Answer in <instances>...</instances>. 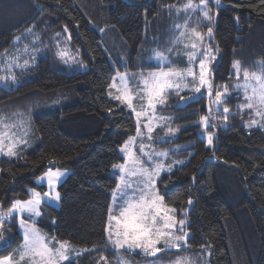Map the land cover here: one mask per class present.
I'll use <instances>...</instances> for the list:
<instances>
[{"label": "trees", "instance_id": "trees-1", "mask_svg": "<svg viewBox=\"0 0 264 264\" xmlns=\"http://www.w3.org/2000/svg\"><path fill=\"white\" fill-rule=\"evenodd\" d=\"M220 1L206 45L217 52L213 82L228 86L236 80L234 62L249 71H260L264 63V0ZM177 2L182 0H0V70L6 71V61L23 53L25 45L35 57L22 54L19 62L29 60L28 67L13 69L16 83L0 85V115L23 113L35 132L31 147L13 157L0 156V205L8 207L25 198L34 177L48 167L68 169L58 186L59 206L43 205L36 222L49 236L92 250L65 264H99L101 256L107 264H119L116 251L105 242L104 227L117 184L111 167L122 161L118 147L135 132V122L125 106L107 96L115 68L101 42L108 50L111 35L119 33L124 45L120 38L111 43L120 55L114 57L120 70H128L121 64L129 51L135 56L129 64L131 73L158 68L147 59L153 48L164 52L171 48V54L185 50L182 44L172 45L179 35L175 26L185 19L163 17ZM203 26L208 25L202 22ZM64 44L73 57L79 52L85 70L66 62L67 55L65 59L58 55L66 52L61 49ZM174 93L169 104L158 107L163 113L170 110L176 122L207 114L204 95L178 106L173 104L179 99ZM237 100L244 99L236 94L223 100L231 114L225 126H217L213 147L199 135L200 125L182 128L171 142L188 143L186 161L157 180L164 202L184 210L190 236L183 250L208 249L209 264H264V135L259 128L245 130L243 122L252 114L239 110ZM66 121L84 123L86 128L69 132L63 128ZM214 122L218 124L219 117ZM229 189L240 194L238 203L228 205L224 196L235 197ZM242 217L248 218L249 227L241 226ZM2 233L7 244L0 245V255H6L22 242L15 218L5 223Z\"/></svg>", "mask_w": 264, "mask_h": 264}, {"label": "snow or ice", "instance_id": "snow-or-ice-1", "mask_svg": "<svg viewBox=\"0 0 264 264\" xmlns=\"http://www.w3.org/2000/svg\"><path fill=\"white\" fill-rule=\"evenodd\" d=\"M216 2L219 3V0ZM183 10L185 12L200 10L203 19L209 23L212 21V16L207 9V0H200L199 5L188 0V3L183 6ZM175 29L179 31V35L172 41V45L175 48L182 44L187 50V68L171 67L172 61L169 57L164 52L157 51L150 59L158 62V70L141 72L138 74V79L135 75L129 76L127 73L118 72L117 76L113 78V83L109 86L110 89H115L119 93L113 99L126 105L136 116V135L129 137L120 148L124 163L114 165L121 175L116 190L113 192L114 202L109 207L104 227L105 242L110 244L114 251L140 249L145 254L155 256L162 251L183 250L186 247L190 234L183 232L185 221H177L176 210L165 204L164 197L159 194L156 188V180L160 177L161 171L165 170L164 164L157 161L167 157L168 151L155 152L150 144L141 143L137 146L136 141L144 138L151 141L155 129L165 126L169 118L158 116L156 109L158 105L166 106L167 98L172 92H175L181 104L186 106L187 103L197 99V94L202 96L204 90L207 91L209 114L200 116L198 122V125L203 126L205 130L212 126V105H215L216 110L220 111L223 100L230 95L227 86H224L223 91H215V99H212L214 86L211 82L210 63L215 57L212 55V49L203 44L204 34L195 28L189 30L187 22L184 25H176ZM28 32L31 34V29ZM212 34L213 30L209 27L207 37L210 38ZM19 39L17 37V41ZM171 52L172 49H168L169 55ZM22 54H28L33 60L35 58L28 46L25 45L23 53L18 52L16 56L6 61L4 70L11 75L0 77V82L16 83L13 69H26L30 63L29 60H24L23 63L19 62ZM4 55L7 56V53ZM58 55L65 59L67 54L61 52ZM166 65L167 68H165ZM259 67V72H250L244 69L242 72L244 82L238 83L235 87L238 91L242 90L246 101L245 104L239 106L240 109L253 111L256 116L264 120V63H261ZM233 69L239 80L241 77L239 61L233 63ZM117 80L120 82L119 86L116 83ZM130 80L136 81L135 87L130 85ZM184 90L191 91L193 95L187 98L181 96L180 93ZM109 94L111 95V92ZM134 101L139 103V111ZM229 112L228 108H223L225 120H227ZM258 123L259 121L252 120L248 126L251 127ZM176 131L169 127L166 135H174ZM28 133L29 129L23 119L7 124L5 118L0 117V154L16 156L17 149L26 144ZM163 139L161 138V140ZM206 139L207 145L211 147L214 142L213 133L208 132ZM137 147L139 155H137ZM167 171H171L170 165L167 167ZM63 175V172L52 171L50 168L41 177V181H46L48 191L41 194V192L32 189L28 200H15L7 212H0V232L4 230L5 223H11L10 218L19 216V228L23 233V244L15 253L0 257V264H65L66 261H69L68 253L74 250L69 241H55V238H47L36 228L35 223L28 224L25 220V216L31 220L39 217L42 203L60 199V194L55 191V188ZM176 231L183 234L176 235ZM3 244H7V241L0 236V245ZM158 245L163 247H158ZM89 251L92 250H81V252ZM99 264H107V258L101 256ZM174 264H191V262L188 257L177 255Z\"/></svg>", "mask_w": 264, "mask_h": 264}, {"label": "rangeland", "instance_id": "rangeland-1", "mask_svg": "<svg viewBox=\"0 0 264 264\" xmlns=\"http://www.w3.org/2000/svg\"><path fill=\"white\" fill-rule=\"evenodd\" d=\"M186 3H188V0H182V2H177V3H175L172 6L169 5L168 6L169 8L167 9V11H165V13L163 15L164 20L169 18V14L171 16L174 15V19H176L177 15H179V16L181 15V17L183 19H185V21H182L181 24L179 23L178 25H184L185 22H187L189 30L192 29V28H195L197 31H199L202 34H204L205 39L203 40V44L205 46H207L206 45V38H208L207 37V31H208L209 27L212 28V24L216 20L217 8L221 5V1L219 0V3H217L216 0H207V9L209 11V14L212 16L211 23H209L207 20L203 19L202 12L200 10H196V11L189 10V11L185 12L183 10V6ZM192 3L199 5L200 0H192ZM210 4L216 5L217 7L212 8ZM178 9H179V11H178ZM197 19L200 20L201 26L199 25V22H197ZM202 22H203V25L207 24L208 26H205V27L203 26L202 27ZM104 31H105V29L104 30L103 29L100 30V32H104ZM111 32H112V30H111ZM114 34L111 35L112 39L108 40V42H109L108 43V45H109L108 50L106 49V45L103 42H101V46L103 47L104 52H105L109 62L115 68V74H114L113 78L116 77L117 73L119 72V73H127V74H129V76L135 75L136 78L138 79L139 78L138 73L137 74L131 73V72H133V70L131 68L129 69V67H130L129 64L131 63V58L132 57L135 58V56H131L130 51H129V53L128 52L126 53V55H125L126 57L124 58L125 61L124 62L121 61L122 62L121 66L122 67H124V66L126 67L127 66L128 70H125V71L124 70H120L118 68V65H116V63H114V59L116 57L120 56V55L117 53V51H118L117 48H113V44L111 42L114 43L115 41H117L118 38H120V41L122 43V39H121V36L119 35V33L117 32V34L116 33H114ZM105 35H107V34L104 32L103 36H105ZM185 42H187V41H185ZM207 47L212 49V55L214 57H216L217 56V52L214 50V48L212 46H207ZM61 49L63 51H66L64 53L67 54V57H70V58H68L69 60L65 59L66 62L76 63L77 66L79 67V69H82V70H85L87 68V64L85 63V61H83L82 57L79 55V52L77 50L75 52L76 55H74V57H73L72 55L69 54L68 46L66 44H64V47H61ZM67 51H68V53H67ZM153 51H155V52H157V51L164 52V48L155 47V48L152 49V52ZM173 51L174 52L171 55H169L168 52H164V54L167 55L169 57V59L172 61V64L170 66L173 67V68H177V69H185V68H187L188 67L187 56H186V51L187 50L185 49L184 51L183 50L181 51L179 49V50H173ZM155 52L147 55V59H148V61H152L153 64L158 65V62L156 60L150 59L151 57L154 56ZM212 61L210 63L211 70H212V66H213ZM179 62L183 63V65L176 64V63H179ZM133 64L135 66L139 65L135 61V59L133 61ZM167 67L168 66L166 65L165 68H167ZM2 69H3V67H1V70H0V77H4V75L8 76L9 72H7V71H3L2 72ZM155 70H158V68L146 69L145 73L150 72V71H155ZM232 71L235 74L233 67H232ZM138 72L141 73L142 71L139 70ZM242 72H243V70L241 69V77L239 78V80L236 77V80H234L233 83L229 84L228 86H227V84L226 85L225 84H215L213 82V80H212V77H211V82H212V84L214 86L212 99L213 100L215 99V91L216 90L223 91L224 90V86H227L228 92L230 93V95L228 97L237 94V95L242 96L243 99H244L242 90L238 91L236 89V87H235V85H237L238 83L242 84L244 82L243 81ZM250 72H259V71L258 70H253V71H250ZM113 78H112V80L110 82V85L113 83ZM116 83L119 86V84H120L119 80H117ZM129 83L133 87L136 86V81L135 80H130ZM11 84H13L11 81H9L7 84H5L3 82H0V85H11ZM190 87H191V85H190ZM110 92H111V95L109 94ZM184 92L187 93L186 95H184L185 98L193 95V93L191 91H189V90H184L181 93H184ZM117 94H119V93L115 89H110V87L108 88L107 96L109 98L113 99V97L115 95H117ZM174 94H176V93H174ZM203 95L206 97V100L208 102V106L207 107H209V96H208L206 90H204ZM198 96H200V95L197 94V97ZM134 103H136L137 110L139 111L140 110L139 103L135 102V101H134ZM169 103H170V100H169V96H168L167 104H169ZM245 103H246L245 99L243 101L237 100L235 102V105H236V107L239 110H241L239 106H241V105H243ZM173 104L174 105H182L181 101L179 99L176 102H174ZM120 105L126 107V109L132 114L134 122H135V132L133 134L127 136L125 138V140L123 141V143L118 147V151H119L120 155L123 157V154L120 152L121 146L124 144V142L126 140H128L129 137H132V136L136 135V116H135V114L133 112H131L127 108L126 105H122V104H120ZM158 106H157V109H156V114L158 116L168 117L169 119H168L167 123L165 124V126L163 128H156L155 129V131L153 132V138H152L151 141H149L147 138L137 139L136 144H137V146H139L141 143H143L145 145H149L150 144L151 148L154 149L155 152L168 151L167 157L161 158L160 160L157 161L158 163H162L165 166V170L161 171V174H160V176H161L162 173L168 172L167 171V167L169 165L171 166V170H173L175 168V166L185 163L186 157L188 155H186V156L184 155V152H185L184 149L188 146V143L174 142V141L171 142V140L174 139L179 134V131L182 128H184L186 126H189V125L198 124L199 118L197 120L190 121V122H185V123L176 122L175 118H174V115L172 113H169L170 110L164 111V113H163V111H161ZM225 107L230 110L229 114H231V109L224 102H222V104L220 106V111H217L216 110V106L212 105V108H211L212 126L211 127H213V130H210L209 128H207V130H205L203 128V126H200L199 129L197 128L199 135L202 136L206 140V145H207L206 137H207L208 132H212L213 135H215L217 126H220V127L225 126V124H226V122L228 120V118H227V120L224 119V115L225 114L223 113V108H225ZM241 111L242 112L246 111V112H249V113L252 114V116L250 118L245 119L244 122H243L245 130L248 131V130H250L252 128H259L262 131L263 135H264V120H261L260 117L256 116L253 111H249L247 109H244V110H241ZM208 114H209V111L207 112L206 115H208ZM0 117H4L5 118V123H7V124H11V123H13L15 121H18L20 119H23L26 122V125H27V127L29 129V133H28V135L26 137V144L21 145L17 149V154H19L22 150L27 149V147H31L34 144V142H35V132H34V129L32 127V124L30 123V120H29L28 116H25V114H23V113H18V114H12L9 117L5 116V115H0ZM218 117H219L220 122L217 124L216 122H214V120L217 119ZM252 120H257V121H259V123L257 125L249 127L248 125L251 123ZM71 123L72 122L66 121V123H63V128L65 130L69 131V132H72V133H82L83 132L82 129L86 128V124H84V123H81L80 125H79V122H76L73 125ZM79 127H80V129H79ZM169 127L172 128V129H176L177 130L174 135H166L167 129ZM75 128H78V129H75ZM5 131H7V129H5ZM142 131H144V130L142 129ZM146 136H147V133L145 131V137ZM161 138H164V139L161 140ZM213 146H214V142H213V145L211 147H213ZM5 151H6V149H5ZM137 155H139L138 147H137ZM0 156L10 157V156L4 155V154H0ZM11 157H13V156H11ZM174 162H176V163H174ZM123 163H124V159L122 158L121 162H119L117 164H114V165H120V164H123ZM114 165L111 167V172L116 175L117 184H118L121 174H120V172L117 169L114 168ZM146 166H149V165H146ZM50 168L52 169V171L59 170V171L64 173V175L60 178V181H59L58 185L55 188V191H58V186L60 185V183H62L64 181V179L66 178V176L69 173V170L66 169V168L58 167V166H51V167H48L46 170H44L43 172L39 173L38 175H36L34 177L33 185L27 187L28 195L25 198L16 199V200H22V201L23 200H28L30 198V190H32V189H35L36 191L41 192V194H43L44 192L48 191L49 189L47 187L46 181H41V177H43L45 175V173H47ZM157 180H156V188H157ZM117 184H116V186H117ZM114 190H116V187L114 188ZM114 190L111 193V202H110L109 207L112 206L113 202H114L113 201V192H114ZM229 191H230V195H234L235 197L231 198V200L229 199L228 195H225L224 197H225L226 201L229 203L228 205H232V203L235 200L240 199V194H237V193H235L234 191H232L230 189H229ZM241 198H242V196H241ZM238 201L239 200H237L236 203H238ZM12 203L8 207H2L0 205V212H7L8 209L11 207ZM45 204L50 205V206H54V207H58L59 204H60V201L59 200L58 201L50 200L49 203H42L41 206H40L41 215H42V207ZM234 206H236V204ZM169 207L174 208L176 210L175 211V217H176L177 221H179V220H184L185 221V225L183 227V232H187L188 233V230L186 229V218L184 216V210H182V209L178 210L177 208L172 207V206H169ZM41 215L39 217L35 218L34 220L28 219L27 216H25V220H26V222L28 224L35 223L36 228L39 229L40 232L42 234H44L47 238H54V237L49 236L47 233H45L36 224V222L40 219ZM14 218H15L16 223H17L18 231H19V233L22 236V242L20 244V246H21L23 244V233H22V230L19 228V216H16ZM240 224H241V226H246V227L250 226V222H249L248 218H245V217L243 219H241V223ZM175 234L176 235H182L183 233L180 232V231H176ZM0 236H2L4 240H6L4 238L2 232H0ZM55 241H63V240L55 239ZM71 245L73 246L74 250L71 251L70 253H68V255L70 256L69 260L76 258L78 255L83 253V252H81V250L86 249V248H83V247L76 246V245H74L72 243H71ZM20 246L18 248H16L14 251H12V252H10V253H8L6 255H0V257L8 256L9 254L15 253L20 248ZM158 247H163V246L162 245H158ZM136 253H139L141 255L145 254L140 249H134V250H131V251L118 250V251H116V254H117L116 260L119 262V264H174V261H175L177 255L188 257L190 262H191V264H207L206 259L208 260V264H209V260H210V253H209V250L206 249V248H203V249H201L198 252H190V251H187V250L174 249L172 251H162L160 253H157L155 256H152V255H149V254H145L147 257H137V256H135Z\"/></svg>", "mask_w": 264, "mask_h": 264}]
</instances>
